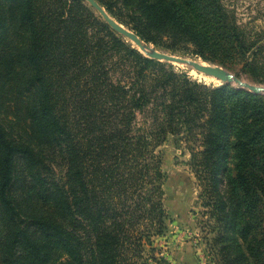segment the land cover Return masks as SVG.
Returning <instances> with one entry per match:
<instances>
[{
	"label": "trees",
	"instance_id": "1",
	"mask_svg": "<svg viewBox=\"0 0 264 264\" xmlns=\"http://www.w3.org/2000/svg\"><path fill=\"white\" fill-rule=\"evenodd\" d=\"M7 3L15 28L6 26ZM177 3L120 1L146 41L175 33L167 23L173 16L191 28ZM172 68L124 42L81 0H0V100L13 110L7 120L0 102V264H52L59 254L61 264L156 260L147 246L153 250L168 221L156 151L166 135L203 128V149L192 159L208 175V163L226 155L229 127L240 153L227 86L209 91ZM243 121L260 124L250 138L264 142L261 111Z\"/></svg>",
	"mask_w": 264,
	"mask_h": 264
},
{
	"label": "rangeland",
	"instance_id": "2",
	"mask_svg": "<svg viewBox=\"0 0 264 264\" xmlns=\"http://www.w3.org/2000/svg\"><path fill=\"white\" fill-rule=\"evenodd\" d=\"M81 1L102 18L88 2ZM120 1L108 4L109 8L98 3L111 18L136 34V28L132 27L139 26L132 20L133 10ZM178 3L181 7L178 12L189 22L195 37L190 35L191 28L186 23H179V16H173L175 21L168 19L167 23L175 33L155 34L152 41L136 34L144 44L170 55L222 66L245 81L264 85V0H178ZM6 10L10 17L6 26L15 28L12 22L15 8L7 3ZM234 28L242 34V46L230 34ZM117 34L148 57L131 38ZM14 37L18 42L17 35L11 41ZM158 61L170 63L174 72L205 84L209 91L226 85L229 105L237 111L235 118L241 130L235 138L239 155L234 153L229 127L222 140L226 155L208 163L213 171L209 175L192 159L194 152L203 149V128L194 127L191 132L178 135L169 133L157 147L164 174L163 203L168 221L164 235L153 240V250L147 246L148 255L156 256V260L149 258L150 264H264V147L261 145L264 142L250 138L262 126H247L243 121L256 110L261 111L264 119V95L224 83L183 63ZM246 61L248 65L243 70ZM0 102L3 114L10 120L13 110L5 99L1 98ZM201 115L208 118L206 112ZM56 172L61 177L63 168L56 166ZM240 174L249 183L251 200L244 194ZM64 259L59 254L52 264H61Z\"/></svg>",
	"mask_w": 264,
	"mask_h": 264
},
{
	"label": "water",
	"instance_id": "3",
	"mask_svg": "<svg viewBox=\"0 0 264 264\" xmlns=\"http://www.w3.org/2000/svg\"><path fill=\"white\" fill-rule=\"evenodd\" d=\"M88 2L106 21V23L117 33H120L126 37L131 38L135 44L142 50L144 53L150 57L155 58L158 60H165L168 62L173 63H183L188 65L190 68H193L198 71H203L208 75L214 76L217 79L221 80L224 83L231 84L233 86H236L238 88L246 89L254 94L264 95V85L250 83L248 81H245L241 78H239L236 73L223 68L222 66L218 65H204L198 61H195L193 59H190L188 57H181V56H175L170 55L165 52H161L158 50H155L154 48L144 44L140 38L129 29L125 28L118 22H116L113 18H111L108 13L105 11V9L96 1V0H84Z\"/></svg>",
	"mask_w": 264,
	"mask_h": 264
},
{
	"label": "bare ground",
	"instance_id": "4",
	"mask_svg": "<svg viewBox=\"0 0 264 264\" xmlns=\"http://www.w3.org/2000/svg\"><path fill=\"white\" fill-rule=\"evenodd\" d=\"M201 63V62H200ZM202 64H204V63H202ZM204 65H206V64H204ZM204 78H205V76L204 75H202ZM208 77V76H207Z\"/></svg>",
	"mask_w": 264,
	"mask_h": 264
}]
</instances>
